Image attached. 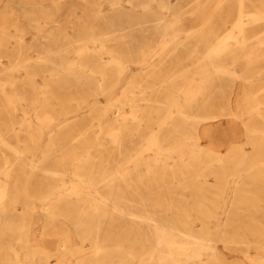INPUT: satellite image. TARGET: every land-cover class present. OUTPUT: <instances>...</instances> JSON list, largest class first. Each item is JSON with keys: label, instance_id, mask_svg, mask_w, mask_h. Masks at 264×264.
<instances>
[{"label": "rangeland", "instance_id": "374dc122", "mask_svg": "<svg viewBox=\"0 0 264 264\" xmlns=\"http://www.w3.org/2000/svg\"><path fill=\"white\" fill-rule=\"evenodd\" d=\"M232 1L234 4L229 5ZM58 2L61 9L57 8ZM201 2L203 5L198 7L196 0H0V15L1 12L6 14L7 26L6 51L0 46V117L3 116L0 127L13 128L6 135L8 141L20 149V152L9 151L8 160L0 157V164L8 161L6 165L13 166L11 175L2 174L7 179L8 193L3 198L7 207L0 202V264H34L32 252L40 255L45 251L53 254L52 264H79L84 258L93 260L90 240H83L84 229L79 225V219L87 217L70 215L78 200L75 190L87 195L89 189L88 183L80 177H88L92 171L82 169L76 173L73 163H69V167L57 164L56 167L61 168L58 172L48 167H54L63 154L71 151H63V147L72 140L80 142V131L73 127L77 122L90 121L89 134L95 138L91 145H100L108 152V145L115 144V137L112 131L105 129L95 112L101 105L119 104L136 72L147 73L148 69L152 82L172 90L169 105L155 104L151 111L153 116L142 120L143 130H147L150 121L162 142L152 143L151 133L137 132L126 157L143 151L154 163L168 161L174 170L177 163L196 160L197 150L213 144L221 148V155L228 159L223 162L226 166L215 159V168L195 169L193 174L198 178L189 183L180 182L184 180L180 173L171 174V179H153L156 187H175L174 193L183 205L164 214L150 204L151 213L167 223L189 218L195 230H203L208 225L219 247L235 260L225 264H237L238 259L244 264H264V249L259 244L264 236V137L258 144L254 142L257 135L249 132L251 127L264 128V10H257L264 0H243L242 5H238L239 0ZM208 10L213 11L212 16L204 15ZM65 18L67 22L62 20ZM243 29L253 37L247 39ZM20 40L27 44L22 64L15 63ZM99 58L104 60L102 66H98ZM217 59L226 63L215 65L212 60ZM55 61L63 65L51 71L49 68L56 66ZM104 65L113 66L106 72L101 68ZM197 66L202 69L196 70ZM108 72L114 77L110 78ZM221 72L227 76H215ZM169 75L174 77L169 79ZM91 76L101 79L98 90L97 85L89 84ZM69 81L70 86H66ZM153 88L154 85L148 84L145 87L149 97L154 95L151 94ZM201 88L205 92L200 93ZM97 91L100 93L96 94ZM165 93L161 92L160 97ZM193 97L196 99L191 108L196 116L187 123L179 116V107L188 105ZM3 98H8L9 108L4 106ZM62 98L68 101L62 103ZM221 98L228 99L223 103L229 102L227 111L233 113L232 116L219 115L211 120L198 116L207 113L206 106L221 104L218 101ZM130 102L124 109L128 133L139 120L135 115L144 114L143 110L135 111L134 102ZM142 102L146 106L152 104V101L150 104L147 100ZM113 111L114 108L109 115L115 114ZM198 119L204 120L203 129L208 126L207 135L201 138L196 135ZM219 122L224 126L215 129ZM73 131L79 136L74 137ZM231 139L245 147L236 162L229 160ZM23 157L35 166L21 162ZM139 160V165L126 171L134 176L146 172L145 158ZM42 166L46 167L45 171ZM108 173L109 176L116 174L111 167ZM200 188L206 192V199L197 195ZM138 190L141 192L143 188L138 187ZM64 195L66 199L59 198ZM203 200L212 210L210 214L199 210ZM30 201L36 205L34 213L23 215ZM86 205L93 208L90 203ZM175 210H181L183 215L191 210L193 214L177 216ZM89 219L95 224L98 218ZM107 219L116 221L115 235L109 240L110 253L100 254L101 258L120 256L115 241L125 239L121 235L125 231L122 226L130 225L132 218L109 216ZM103 226L105 231L109 229ZM150 237L154 235L148 227L138 228L133 237L134 242H138L136 254L125 264H149L153 245L139 244ZM179 238L191 240L190 245L196 246L197 238L184 233ZM226 238L246 239V244L227 243ZM165 246L170 250L168 244ZM178 248L174 249L175 255L184 259L182 247ZM204 251L205 255L212 253L211 248Z\"/></svg>", "mask_w": 264, "mask_h": 264}, {"label": "bare ground", "instance_id": "6f19581e", "mask_svg": "<svg viewBox=\"0 0 264 264\" xmlns=\"http://www.w3.org/2000/svg\"><path fill=\"white\" fill-rule=\"evenodd\" d=\"M242 1L243 0H239L238 5H242ZM196 2L198 4V7H201L203 5L201 0H196ZM233 4H234V1L230 2L229 5H233ZM251 5H255V4L251 3ZM11 7H13V5H11ZM61 7H62L61 4L58 2L57 8L61 9ZM221 7H223V5H221ZM257 10H264V2H262L261 5L258 6ZM204 15L212 16L213 11L208 10L207 12L204 13ZM5 18H6V14L4 12H1L0 25L2 27L0 30V46H2L3 52L6 51V45H7V36H6L7 26H6ZM62 20H66V18ZM211 20H209L208 23H210ZM239 20L242 21L241 15H240ZM215 21L216 20L214 19L212 20V22H215ZM243 30H244V35L246 36L247 39L253 37V34H248L245 32V29ZM56 32H53V33L56 34ZM46 34L48 35L47 32ZM121 35L125 36L124 33H122ZM56 36L58 35L56 34ZM117 36H119V34H117ZM53 39H54V36H53ZM44 42H46L45 39H44ZM18 44H19L18 45L19 50H18V55L15 58V63L22 64L25 60L23 57V53L25 52V49L27 48V44L25 40H20ZM209 50H207L208 55L210 52ZM113 51L115 50L113 49ZM212 61L215 65H218L220 63H226V61L220 60V59L212 60ZM103 63H104V60L99 58L98 66H102ZM55 64L56 66L49 68L51 71L52 70L57 71L58 68L63 65L62 63H58L56 61H55ZM112 66L113 65H110V66L104 65L101 68L102 70L107 72L110 70V67ZM173 69L174 68H171L170 70H173ZM198 69H202V66H197L196 70ZM150 71L151 70L148 69V72ZM148 72L147 73H143L142 71L136 72V74L133 76V79L131 80V84L129 86L130 89L124 92V97L120 100L119 104H109V105L104 104L97 108L95 112L96 116L100 118V120L104 124L105 129L107 127V130L112 131L115 137V144L108 145L109 146L108 152H105L104 148H102V146L100 145H97L96 147L91 145V142H95V138L91 137L90 136L91 134H89L90 133L89 129L92 126V123L90 121H85L84 123L77 122L76 124H73V127H74V130L78 129V131H80V134H81V136L79 137L80 142L76 140H72L71 144L69 143L67 146L63 147L62 148L63 151L65 150H71V151L66 155L63 154L60 157L61 160L56 162L54 164L55 165L54 167H48L50 168L51 171L58 172V170H60L61 168L56 167L57 164H60L62 167H69L68 164L73 163L72 168H74L73 171L76 173H79L80 170L82 169L84 170L90 169L89 171H92L91 175H89L88 177L81 175L80 179L88 183L89 189H87V195H83L79 191V189L75 190L76 193L78 194V200L77 202L73 204L74 206L70 213V215H72L74 218L75 217H80V218L87 217V219H79V221H81L79 222V225L84 229V233L82 235L83 240L84 241L90 240L91 245H89V247L92 248V254L94 255L93 260L87 261V259L84 258V259H81V262H79V264H117V263L125 264L127 263L133 258V255L136 254V247H138V242L135 243L133 240V237L137 235L138 228H142L145 226L148 227V230L151 231L152 235H154V237L147 238V240H144L143 242H141V244H139V245L143 244L144 247L150 244L153 245V247L151 248L152 251H151V258H150L149 264H207V263L225 264L228 262L235 261L231 259L226 254V252H224L219 247L217 242L212 237L211 228L208 225L204 226L203 230L198 229L199 230L198 231V230H195V225L189 218H178L173 221L175 223H172V222L167 223V222H164L163 220L157 219L155 215L151 213V209L149 208L150 204L153 205L154 208L156 209L157 208L161 209L164 214H169L170 209L174 210L175 208L181 207L183 205L181 199H179L174 193L175 187L171 185H167V186L160 185L156 187L153 185V179H167V178L169 179L171 174L180 173L184 175V180L181 179L180 182L183 183L184 181L186 183H189V182L194 181L196 178H198L197 175L193 174V171L195 169L200 168V167L215 168L214 166L216 165L215 163H213L215 159H217L220 162V164H224V166H226V164L223 162L224 161L226 162L228 159L224 158L221 155V150H220L221 148L219 149L213 144L210 146L201 147L199 150H197L199 151L197 155H195L196 160L189 161V162L181 161L177 163L176 168L174 170L170 168V166L168 165V161H164V162L157 161L156 163H154L152 161V157L150 155H146V153H143V151L140 154L131 156L130 158L126 157L128 156L129 146L131 145V143H134L135 141V135L137 132H139L140 134L142 133L150 134L151 133L153 137L150 141L152 143L159 144L162 142V138L160 137L159 132L153 131L152 129L153 126L150 121L147 122V130H143L144 124L142 120L147 119V118L150 119L153 116L151 114V111L155 104L162 105L164 103L165 105H169V99L172 94V90L168 91L164 88L163 84L152 82L149 79L151 76H149L150 74H148ZM52 74H54V72H52ZM108 74L110 78L114 77L113 74L109 72ZM215 76L219 78H223V77H226L227 75L221 72V73H216ZM172 77L174 76L169 75L167 78L170 79ZM76 78L78 79L77 81H80L79 76H76ZM163 82H165V80ZM89 84L97 85V90H98L99 89L98 87L101 86V79L98 78L97 76L95 77L91 76L89 80ZM147 84L150 86L154 85L153 92L151 93V94H154L153 97H149L147 94V90L145 89ZM66 86H70V81L68 82ZM103 86L107 88L106 85H103ZM207 87L209 86H206L205 88ZM161 92L162 93L166 92L163 97H160ZM203 92H205V89L201 88L200 93H203ZM97 93H100V91H97L96 94ZM3 99H4V106L6 108H9V104L7 100L8 98H3ZM195 99L196 97H193L190 100V103L188 105L179 107V116H181V118L187 123L189 122L190 118H193L196 116L193 114L192 108H191L192 105L194 104ZM142 100L144 101L147 100L149 104L152 101V104L148 105L149 106L148 107L146 106L147 104L145 105V103L142 102ZM67 101H68L67 98L61 99L62 103H65ZM130 101L134 102V106L132 107L133 109H135V111L143 110L144 114L135 115V117L139 118V120L137 121L135 126L131 127L130 132L128 133V130H126L127 125L124 120V118L127 117L124 109L126 108V104L131 103ZM218 101L221 104H214L213 107L206 106V109L208 107L207 113L206 114L200 113L198 116H201L205 118L206 120H211L212 118L217 117L219 115L232 116L233 113H231L230 111H227L229 102L228 104L223 103V102L228 101V99L224 100L221 98ZM244 101L246 102V97ZM98 102L99 101H95V103H98ZM69 107L70 106H68V108ZM112 108H114V111L112 113L115 112V114L109 115L110 110ZM8 112H9V117L11 118L10 120L14 119L13 116L10 114V110ZM72 118L75 119L76 117H72ZM197 121L198 123L196 124V127H195L196 135L199 138L206 136L208 132V128H207L208 126L205 127L206 132H204L205 129H203V126H202V123H204L203 122L204 120L198 119ZM223 126L224 125L222 122L216 123L215 129L216 128L219 129ZM11 130H13V128L0 127V157L3 160H8L9 151L14 152L15 150V152H20V149L17 146L12 145L8 141L6 134L9 133ZM249 132L250 133L252 132L251 135H254V134L257 135V137H255V140L253 139L255 143L259 144L261 140H263L264 128L260 129L257 127L256 128L251 127ZM74 133L75 131L72 132L73 135ZM78 136H79V133L74 135V137H78ZM101 142H104V139ZM151 142L149 143V145L152 144ZM230 142H231V148L229 151V154H230L229 160L236 162L238 161V158L240 157L245 147L240 145L238 141H235V139H231ZM125 146H127L126 147L127 149L124 148ZM246 149L248 148L246 147ZM180 155L182 156V154ZM143 157L145 158L144 162L148 166V169L146 170V172L144 173L138 172L137 173L138 175L134 176L132 172L126 171V169H130L132 166L139 165V162H140L139 159ZM182 159L183 158L181 157V160ZM125 160H128V161L131 160V162L126 163L124 162ZM7 162L8 161L6 162L4 161L2 164H0V190L4 191V194H0V202H2L3 205L6 207L7 205H6V202L3 201V198L8 193L7 191L8 186L6 184L7 179L3 178L2 174L11 175L10 171H11V168H13V166L11 168L9 165L7 166L6 165ZM21 162L31 167L35 166L33 162L28 161L24 157L22 158ZM108 167H111L112 171L115 172L116 174L113 176H109ZM123 168L125 169V171L122 170ZM42 169H44L45 171L46 167L42 166ZM24 171L27 172L26 168L24 169ZM65 172L67 171L65 170ZM128 173H130V175ZM59 174L61 173L59 172ZM138 187H142L143 190L140 192L138 190ZM23 189L25 190L27 188L23 187ZM196 193L198 196H201L202 199H206L207 197V194L206 192L203 191V189L198 190V192ZM135 195H139L140 198L139 199L135 198L136 197ZM59 198L66 199L67 197L66 195H64ZM28 203H29V207L28 209H25L23 211V215L27 213L32 216L36 205L32 203L31 201ZM87 203H90V205H92L93 208L90 209L86 205ZM198 208L201 212L206 213V214H210L212 212V210L209 209L208 204L204 200H203V203L200 204ZM154 211L157 212V210H154ZM174 213L177 216H184V215L188 216V215L193 214L191 210H188L187 213L184 215L182 214L181 210H175ZM109 216L112 218L121 217V216H127V217L130 216L132 219L130 220L131 221L130 225L124 224L122 226V227H125V231L121 235L125 239L115 241V244L118 245L121 251L120 256L101 258L99 257L100 254L106 255L110 253V251L108 250L109 248L108 246L110 245L109 240L113 237V235H115V230L113 226L116 221L112 219L108 220L107 217ZM89 217L92 219L98 218L96 219L97 223L95 224L90 223V222H93V220L89 219ZM102 217H106V218L103 219ZM176 222H180V223L177 224ZM181 222L183 223L182 225H181ZM103 225H106L109 229L105 231V229H103L104 228ZM182 233L188 235L190 238H193V237L197 238L195 241L196 246L190 245L191 240L185 239L183 241V239H180L179 237ZM225 240L227 243H230V241H236V242L239 241V242L246 244V239L238 240L235 238L231 240V239L226 238ZM182 242H183V245L180 244ZM161 244H165V245L168 244V247H170V250L165 245H161ZM259 244L261 245V248L264 249V236H262V240L259 241ZM62 246L65 249L67 248L65 243H62ZM84 246L87 247L88 244H84ZM180 247H182L183 252L185 254L184 259L175 255L174 249L175 248L180 249ZM204 248H211L212 253L210 255H205ZM167 251H169L170 253L168 254ZM43 254L45 255L44 257H43ZM52 255L53 254L51 253V251H45L43 253H40V255H37L36 252H32V262L34 264H52L53 262V260L51 259ZM236 261H237V264H244L239 259Z\"/></svg>", "mask_w": 264, "mask_h": 264}]
</instances>
